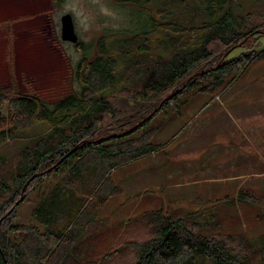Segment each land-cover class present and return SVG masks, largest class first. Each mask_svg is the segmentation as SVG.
<instances>
[{
	"label": "rangeland",
	"instance_id": "rangeland-1",
	"mask_svg": "<svg viewBox=\"0 0 264 264\" xmlns=\"http://www.w3.org/2000/svg\"><path fill=\"white\" fill-rule=\"evenodd\" d=\"M182 1L192 5L194 1L202 2ZM230 2L237 15L258 24L264 32V0ZM48 3L49 0H0V88L8 91V98L15 97L17 92L28 93L52 103L75 94L78 84L74 74L84 56L88 60L98 56L95 48L105 46V39L110 36L136 39L143 34L134 27L138 23L135 13L154 17L149 32L156 29L148 33L147 45L157 51L155 40L165 34L163 26L168 19H176L168 0H140L137 4L127 0H62L50 13L54 37L60 46L54 50L44 39L45 34L40 33L42 20L32 17ZM168 11L172 12L169 18ZM65 13L73 16L80 40L87 47L86 54L79 53L70 43L59 42L60 18ZM182 16L185 20L184 12ZM143 41L141 38L138 43ZM244 41V48L232 52L231 58L264 46V36L260 40L251 36ZM225 50L218 48L213 61L221 60ZM207 78L211 81L214 75ZM194 82L197 86H188L147 126L134 132L136 125L130 130L129 138L142 139L146 134L143 137L158 148L111 170L109 185L117 189L116 193L80 222L85 239L88 237L83 242L87 250L72 251L74 236L70 234L72 245L65 243L62 248L63 252L68 249L66 257L78 256L83 264H131L135 253L128 248V243L152 236L150 213L158 211L164 216L197 223L200 233L225 238L237 250L246 249L240 244L243 240L253 249L264 246L261 241L264 238V60L253 61L232 81L206 91L198 88L207 80ZM131 98V95L119 94L112 100L121 118L114 122L104 119L103 131L109 124L116 132L128 129L150 113L149 107H144L147 101L132 102ZM7 113L8 104L4 103L1 114L5 117ZM46 125L35 123L17 132L19 137L8 139L0 146L1 156L7 160L2 168L7 176L15 171L22 136L43 135ZM228 135L234 136L232 145L222 142ZM242 147L244 150L240 151ZM229 152L237 153L236 158L227 162L219 159ZM75 163L71 159L39 187L24 191L21 198L19 195L12 224L44 232L46 229L33 217L34 208L58 185H65ZM76 194L75 199L67 200L68 210L57 216L61 226L70 221L72 210L81 207L84 201L86 207L92 199L91 205L100 198L91 192L76 191ZM79 214H75L74 220ZM76 230L77 227L72 232ZM11 239L16 244L24 243V232H12ZM259 253L263 257V252ZM63 257L56 252L52 263L60 262Z\"/></svg>",
	"mask_w": 264,
	"mask_h": 264
},
{
	"label": "trees",
	"instance_id": "trees-1",
	"mask_svg": "<svg viewBox=\"0 0 264 264\" xmlns=\"http://www.w3.org/2000/svg\"><path fill=\"white\" fill-rule=\"evenodd\" d=\"M168 1L176 19H168L163 26L165 34L155 40L158 51L147 45L148 33L156 29L149 32L154 17L135 13L138 23L134 27L143 34L136 39L110 36L98 56L92 60L84 56L74 74L78 84L75 94L47 103L38 95L28 93L17 92L15 97L8 98V91L0 88V146L8 139L19 137L17 132L35 123L45 122L49 126L46 125L43 135L22 136L23 144L11 176L3 171L7 160L0 154V264H83L78 256L66 257L68 249L63 252L62 248L65 243L72 245L73 235L70 249L76 253L87 250L83 242L88 237L85 239L80 222L116 193L117 189L109 185L111 170L158 148L143 137L146 134L142 139L129 138L132 128L137 125L136 132L147 126L188 86H197L193 81L207 80L198 88L206 91L232 81L253 61L264 60V46L230 57L236 49L244 48L245 39L254 36L260 40L264 32L258 24L237 15L229 0H202L198 4L194 1L193 5L182 0ZM182 12L187 19L183 20ZM171 15L168 11V18ZM141 38L144 41L138 43ZM222 47L226 48V55H221L216 63L213 61L216 51ZM209 75H214L211 81L207 78ZM119 94L131 95L132 102L147 101L144 107H149L150 113L128 129L116 132L109 124L103 131L104 119L114 122L121 118L112 101ZM4 103L8 104L5 117L1 114ZM71 159L76 163L65 185H58L34 208L33 217L46 230L41 233L31 226L13 225L11 218L18 196L21 198L24 191L39 187ZM87 183L91 185L86 187ZM76 191L91 192L100 198L91 205L92 199L86 207L84 201L81 207L72 210L70 221L61 226L57 216L68 210L67 200L75 199ZM78 212L79 217L74 220ZM150 215H153L152 236L128 243V248L135 253L131 264H264V246L254 250L243 240L240 244L246 249L237 250L225 238L200 233L197 223L164 216L159 211ZM75 227L77 230L73 233ZM19 230L24 232L25 241L16 244L11 233ZM56 252L64 259L52 263ZM259 252H263V257ZM258 257H261L259 261H254Z\"/></svg>",
	"mask_w": 264,
	"mask_h": 264
},
{
	"label": "flooded vegetation",
	"instance_id": "flooded-vegetation-1",
	"mask_svg": "<svg viewBox=\"0 0 264 264\" xmlns=\"http://www.w3.org/2000/svg\"><path fill=\"white\" fill-rule=\"evenodd\" d=\"M62 0H49L48 5L45 8H41V11H38L36 14H34L32 17L35 18H40L42 20V24L40 26V33L41 34H45L44 39H46V42L49 44L50 48L54 49V50H58L60 49V46L58 45V43L56 42V39L54 37V33H53V29H52V20L50 19V13L51 11H53L56 6L61 4ZM128 2H133L134 4H137L140 0H127ZM73 18V16H72ZM73 24H74V31L77 35V41L76 42H71L68 40H62L61 39V18H60V30H59V37H60V43L61 42H65V43H70L72 44L78 51L79 53H84L86 54L87 52V47L82 43V41L80 40V35L77 32L76 28H75V23H74V18H73ZM62 44V43H61ZM98 48L96 49L95 54H99L102 52L104 46L99 45L97 46Z\"/></svg>",
	"mask_w": 264,
	"mask_h": 264
},
{
	"label": "water",
	"instance_id": "water-1",
	"mask_svg": "<svg viewBox=\"0 0 264 264\" xmlns=\"http://www.w3.org/2000/svg\"><path fill=\"white\" fill-rule=\"evenodd\" d=\"M61 39L71 42L77 41V35L74 31L73 18L70 13L61 16Z\"/></svg>",
	"mask_w": 264,
	"mask_h": 264
},
{
	"label": "crops",
	"instance_id": "crops-1",
	"mask_svg": "<svg viewBox=\"0 0 264 264\" xmlns=\"http://www.w3.org/2000/svg\"><path fill=\"white\" fill-rule=\"evenodd\" d=\"M233 137L234 136H227L225 139H223L222 140V142L223 143H230V145H232V140H233ZM241 150H244V148L242 147V148H240V151ZM239 154V157H241V156H243V154L240 152V153H238ZM236 155H237V153H231V152H229L228 154H226V155H220L219 156V159H222V160H224L225 162H227L228 160H233V159H235L236 158Z\"/></svg>",
	"mask_w": 264,
	"mask_h": 264
}]
</instances>
